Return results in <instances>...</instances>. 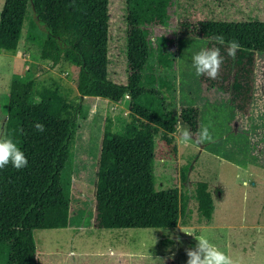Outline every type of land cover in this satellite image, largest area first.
I'll return each instance as SVG.
<instances>
[{"label":"trees","instance_id":"1","mask_svg":"<svg viewBox=\"0 0 264 264\" xmlns=\"http://www.w3.org/2000/svg\"><path fill=\"white\" fill-rule=\"evenodd\" d=\"M70 0H4L0 14V53H15L27 13L45 27L40 58L52 67L78 68L79 99L56 80L27 78L21 101L9 105L8 136L25 153L28 165L0 169V264H40L35 231L74 226L82 214L71 213L75 143L83 96H99L116 103L130 98L129 120L120 128L106 127L96 172L95 209L99 229L175 228L180 218L177 186L155 187V136L177 155L174 133L178 118L195 133L199 109L177 106V32L205 38L207 48L220 47L224 62L216 79L205 75L208 95H227L247 113L252 96V52L264 51V21L197 20L173 26L177 0H125L121 21L114 26L111 0H85L86 32L76 27ZM115 33H113L114 35ZM155 35V37H154ZM223 36L224 45L215 37ZM240 49L233 59L227 43ZM218 101V100H217ZM220 102V101H218ZM41 123L45 131L38 132Z\"/></svg>","mask_w":264,"mask_h":264},{"label":"rangeland","instance_id":"2","mask_svg":"<svg viewBox=\"0 0 264 264\" xmlns=\"http://www.w3.org/2000/svg\"><path fill=\"white\" fill-rule=\"evenodd\" d=\"M125 0H111L113 49L118 42L114 26L121 21ZM4 0H0V14ZM76 27L84 34L85 0H70ZM264 21V0H177L174 28L197 20ZM113 33H115L113 35ZM155 37V35H154ZM46 38L45 27L32 9L24 20L15 53H0V135H8L9 105L21 101L27 78L50 83L58 81L72 99L78 68L72 64L52 67L40 58ZM205 38L177 32L173 42L176 57L177 106L194 105L199 123L208 125L211 142H179L180 131L190 130L178 118L174 133L177 155L155 136V187L177 186L180 218L175 228L99 229L92 219L95 209L96 172L103 132L120 128L130 115V98L122 103L99 96H83L84 116L74 148L75 161L71 213L82 214L74 226L35 231L40 264H186V249L194 248L195 236L180 228L204 235L226 251L234 264H264V51L252 52V96L244 113L227 95H208L205 76H197L192 56L207 48ZM228 67L230 59L228 56ZM220 102H218V101ZM191 132V131H190ZM192 133V132H191Z\"/></svg>","mask_w":264,"mask_h":264},{"label":"clouds","instance_id":"3","mask_svg":"<svg viewBox=\"0 0 264 264\" xmlns=\"http://www.w3.org/2000/svg\"><path fill=\"white\" fill-rule=\"evenodd\" d=\"M215 40L219 45L225 44L223 36H217ZM240 47L237 41H229L227 43L228 56L234 59ZM223 62L224 57L221 55L220 47L202 48L192 56L193 68L198 77L206 75L210 79H216ZM35 129L38 132H43L45 131V126L41 123H36ZM179 136V142L183 144H187L192 140H197L200 143L213 140V135L208 125H202L196 134L191 133L188 129H183L180 131ZM9 164L19 170L28 165V160L14 138L8 135H0V169H4ZM180 229L189 236H195L197 241L194 248L189 247L186 249V264H234L231 256L206 236H198L193 231Z\"/></svg>","mask_w":264,"mask_h":264}]
</instances>
